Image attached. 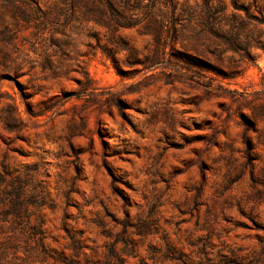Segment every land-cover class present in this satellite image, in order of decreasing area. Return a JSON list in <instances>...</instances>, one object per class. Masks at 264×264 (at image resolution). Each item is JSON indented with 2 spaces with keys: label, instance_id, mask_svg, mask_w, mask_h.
Masks as SVG:
<instances>
[{
  "label": "rangeland",
  "instance_id": "1",
  "mask_svg": "<svg viewBox=\"0 0 264 264\" xmlns=\"http://www.w3.org/2000/svg\"><path fill=\"white\" fill-rule=\"evenodd\" d=\"M5 1L0 161L52 254L264 264V0Z\"/></svg>",
  "mask_w": 264,
  "mask_h": 264
},
{
  "label": "trees",
  "instance_id": "2",
  "mask_svg": "<svg viewBox=\"0 0 264 264\" xmlns=\"http://www.w3.org/2000/svg\"><path fill=\"white\" fill-rule=\"evenodd\" d=\"M12 14L15 21L35 19L27 20L15 9ZM48 197L36 166L11 167L5 158L0 161V264H72L54 256L47 242L41 211ZM77 249L72 257L78 256Z\"/></svg>",
  "mask_w": 264,
  "mask_h": 264
}]
</instances>
